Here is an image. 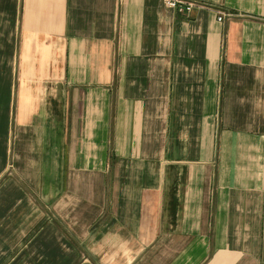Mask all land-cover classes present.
Returning a JSON list of instances; mask_svg holds the SVG:
<instances>
[{
    "label": "crops",
    "instance_id": "obj_1",
    "mask_svg": "<svg viewBox=\"0 0 264 264\" xmlns=\"http://www.w3.org/2000/svg\"><path fill=\"white\" fill-rule=\"evenodd\" d=\"M0 0V264H264V0Z\"/></svg>",
    "mask_w": 264,
    "mask_h": 264
},
{
    "label": "built area",
    "instance_id": "obj_2",
    "mask_svg": "<svg viewBox=\"0 0 264 264\" xmlns=\"http://www.w3.org/2000/svg\"><path fill=\"white\" fill-rule=\"evenodd\" d=\"M169 7L176 9L179 13H189L194 6L192 2H187L183 0H166Z\"/></svg>",
    "mask_w": 264,
    "mask_h": 264
}]
</instances>
